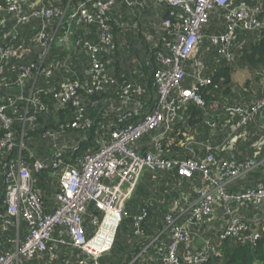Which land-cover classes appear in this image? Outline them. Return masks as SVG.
Returning <instances> with one entry per match:
<instances>
[{
	"label": "trees",
	"instance_id": "obj_1",
	"mask_svg": "<svg viewBox=\"0 0 264 264\" xmlns=\"http://www.w3.org/2000/svg\"><path fill=\"white\" fill-rule=\"evenodd\" d=\"M54 1L61 11H69L82 0ZM240 1L247 2L256 10V17L263 25L261 34L259 30L240 28L236 39L232 41V58L229 60L212 42V37L220 36L227 29L226 11L223 8L213 10L208 23L203 27L202 44L200 43L194 51V55L184 61L186 76L182 86L185 89L200 87L199 93L204 104L189 101L181 106L177 116L168 118L160 127L143 134L131 143L130 146L135 151L154 153L159 145L165 159L187 158L192 156V151L187 145L197 142L192 145V149L196 156L202 159L209 152L204 145L216 146L232 132L241 134L245 131L237 128L241 117L233 109H252L264 97V0H232V4ZM178 13V8L159 3L157 0H145L144 6L135 8L118 3L109 10L107 20L113 36V49L101 41L98 24H84L78 27L76 35L73 31L76 51L70 53L61 49L59 53L57 41L54 39L43 62L40 61L39 55L44 49L35 42L36 34L42 28L41 20H35L33 25L20 27L19 30H14L11 23L5 28H0V44L3 40L16 39L13 56L0 68L2 100L6 101L8 97L19 94V86L12 82L19 78L24 67L35 65L32 67L33 76L25 81V95L28 96L33 89L28 113V102L17 97L16 111L13 107L7 110V114L14 118L17 142L22 141L24 149L16 147L0 160V254L14 251L18 235L25 237L27 234L25 220L20 219L17 224L15 217L7 215L2 163L19 154L32 168L34 162H41L44 167L38 171L32 169V173L44 211L54 212L58 205L56 195L60 189L59 172L52 167L56 152L63 149L64 158L73 163L77 157L88 151H96L99 148L98 141L109 139L112 130L122 128L128 122L138 123L144 114L154 110L159 98L156 73L163 68L160 56L171 55L170 45L176 40L180 23ZM168 19L171 20V26L167 28L165 21ZM59 21L60 17L47 21L50 23L47 28L50 34L57 28ZM62 25L67 32L64 21ZM61 27L57 29L56 39L62 32ZM70 31L72 32V29ZM32 41L36 47L29 46ZM87 43L99 45L98 56L105 63L106 75L111 79L105 89L96 90L93 87V78L88 74L91 57L85 47ZM58 55L59 62H55ZM68 55L70 59L66 58ZM209 55L217 57L212 61ZM239 68L251 70L255 74L254 79L259 80L260 85L251 87V90L259 92L260 96L258 95L256 100H251L252 91L248 86L243 93L237 90L235 79ZM203 79H210L211 83L202 87L200 82ZM75 80L81 84L76 97L85 108V119L92 122L90 129L69 127V123L75 118L76 108L71 104L65 108L60 107L59 100L50 91L51 87L59 88L62 84ZM6 82L12 85L4 86ZM246 84L250 85V81L247 80ZM128 85L131 87L127 88ZM139 88L142 91H138ZM177 95L178 93H174L176 98ZM177 99L175 103L178 102ZM216 102L219 104L217 108ZM138 105L143 106L141 113L135 111ZM261 117L264 120L261 115L251 120L246 129L248 136L241 138L233 149L213 150L217 161L225 159L245 162L254 157L251 146L253 144L254 147V143L264 133ZM1 135L0 122V137ZM259 183H264V163L245 177L227 185L226 190L230 194L238 193L254 188ZM204 185L200 173H195L189 178L180 175L177 169H146L134 195L125 206L127 215L118 227L113 248L100 258L99 263L129 264L135 255L143 251L149 264H156L154 259L161 258L158 250L161 251L162 246H159L165 238L166 218L174 203L179 196L192 193L197 187ZM232 207L236 214L247 221L249 229L241 237L220 239L219 231L230 219L225 204L220 202L216 206L215 216H221L225 224H216L212 229L203 226L197 230L204 241L210 242L211 248L217 249L202 264H264V205L257 207L232 204ZM144 209L147 216L140 223L141 232L138 233L135 217ZM218 209L223 215L216 214ZM89 220L90 216L87 217L86 223ZM254 233L259 234L255 240L250 237ZM154 238H157L155 243L146 248ZM198 241L196 239L188 245H180L179 256L185 264H193V257L206 247V244H198ZM150 253L153 261L148 258ZM84 258L78 249L52 243L33 258H22L20 264H84Z\"/></svg>",
	"mask_w": 264,
	"mask_h": 264
},
{
	"label": "built area",
	"instance_id": "obj_2",
	"mask_svg": "<svg viewBox=\"0 0 264 264\" xmlns=\"http://www.w3.org/2000/svg\"><path fill=\"white\" fill-rule=\"evenodd\" d=\"M159 3H167L178 8L180 19L176 40L170 45L171 55L160 56L163 68L156 73V85L159 98L154 110L144 114L138 123H130L122 128L112 130L109 139L99 140V148L76 158L71 163L64 158V151L56 152L52 167L59 172V192L56 195L58 205L54 212L44 211L37 188L36 179L32 169L38 171L44 165L36 161L33 168L22 160V155L8 159L2 163L5 182V195L7 215L15 217L17 224L20 219L27 222V234L17 239L14 251L0 254V264H20L22 258H33L38 252L44 251L49 244L61 245L78 249L85 258L84 264H100L102 256L107 255L113 248L118 227L127 215L125 206L134 195L146 169L171 170L177 169L179 174L192 177L200 173L204 186L197 187L193 192L194 197L184 194L174 203L171 213L166 218V242H163L162 264H185L179 256V248L182 244H190L197 239L194 234L203 226L214 227L216 225V206L223 202L229 221L219 231V238L241 237L249 229V224L233 210L232 204L264 205V183L242 192L230 194L226 187L245 177L249 172L261 165L258 160L264 151V133L254 143V157L245 162H236L221 159L217 161L213 150H230L235 147L241 138H246L251 120L262 115L264 109V97L252 107L236 108L241 119L237 128L245 129L243 133L232 132L227 140L216 146L204 145L209 152L206 157L199 159L192 149L193 144L187 145L192 151V156L187 158L165 159L162 157V149L158 145L157 151L138 153L130 144L139 139L143 134L160 127L165 120L178 115L181 106L189 101L204 104L200 87L185 89L182 82L186 76L184 61L189 58L204 38L203 27L208 23L210 14L216 8L226 11L227 29L220 36L212 37V42L218 51L227 59L232 58V41L237 37L240 28L257 31L262 28V22L256 17V10L247 2L240 1L232 4V0H157ZM118 3L127 4L129 7L144 6L145 0H82L75 7L61 11L54 0H5L0 2V28H5L9 23L14 30H19L26 25H33L35 20H41L42 28L35 37L36 44L44 49L39 55L43 62L47 52L56 40L57 29L66 23L68 35L73 23L98 24L100 27V39L107 46H113V36L107 22L108 12ZM68 8V7H67ZM60 17L57 28L50 34L47 30V21ZM66 17V19H64ZM171 26V20L165 21V27ZM35 27V26H34ZM16 39L0 44V68L8 61L16 49ZM91 57L88 74L93 78V87L96 90L105 89L111 79L106 75L105 63L99 58V45L87 43L85 45ZM24 67L19 78L12 83L19 86V94L6 101L0 97V122L2 135L0 137V160L9 152L19 147L24 149L22 141L17 142L14 130V118L7 114L9 107L16 111V97L27 101L26 112L32 102L33 89L26 96L25 81L33 76L32 67ZM47 71V70H46ZM49 73V72H47ZM50 74V73H49ZM6 82L4 86L12 85ZM211 83L210 79L200 82L202 87ZM81 84L79 81H69L61 87H51L50 91L59 100V106L73 105L75 118L69 123V127L76 129H90L92 122L85 119V108L76 97ZM128 85L127 88H130ZM138 91H142L139 90ZM174 93H178L177 98ZM172 99V101H171ZM177 99V103L175 100ZM35 104L37 102L35 101ZM232 108H229L231 110ZM136 113L143 111V106L138 105ZM235 129V131L237 130ZM94 201L95 205L89 206ZM93 208V209H91ZM90 216L89 224L87 217ZM147 216L144 209L135 217L138 233L139 225ZM210 229V228H209ZM18 230V227H17ZM258 233L252 234L255 240ZM157 238L150 241L149 246L155 243ZM206 247L197 253L193 264H202L203 261L217 249L210 247L208 240L199 237ZM145 248V250H146ZM210 251V252H209ZM153 261V260H152ZM129 264H148L145 261L143 251L133 257Z\"/></svg>",
	"mask_w": 264,
	"mask_h": 264
},
{
	"label": "crops",
	"instance_id": "obj_3",
	"mask_svg": "<svg viewBox=\"0 0 264 264\" xmlns=\"http://www.w3.org/2000/svg\"><path fill=\"white\" fill-rule=\"evenodd\" d=\"M79 26H80L79 24L73 23L72 26H71V28H70V29H72V32L69 29L70 33H68V35H67L66 34V30H64L65 27L62 25V27H61L62 32H60L58 34L57 39H56L57 44H58L57 50H58L59 53H60V50L61 49L64 50V51H69L70 53L76 51V48H77L76 38L75 37L72 38V36H73V31H74V34L76 35ZM57 58L58 59L55 62H59V58H60L59 55H58ZM66 58L70 59V55H68ZM261 116H263V115H261ZM261 120L264 122V120L262 119V117H261ZM227 138L225 140H227ZM225 140L223 142H220V144L224 143ZM251 148L253 149V153H254L255 152V148L253 147V144H252ZM261 156L262 157H259V158H261L260 159L261 162L264 163V151H263V153H262ZM244 158H246V157H243V159ZM214 220L216 221V223H220V226H223L225 224V222L223 223L224 220H222L221 216H220V218L218 216H215ZM194 234L197 235V239L200 237L199 236V231H197V230L194 231ZM166 240H167V238H166V235H165L164 241L161 242V245L159 247L163 246L162 243L163 242H166ZM158 251H159V253L161 255V258L160 259H158V258L154 259L155 260L154 262L156 264H162V257H163L164 254H163L162 249H161L162 252L160 251V249ZM148 258H151V260H152V254H151V256H148ZM145 261L149 264V261H148V259L146 257H145Z\"/></svg>",
	"mask_w": 264,
	"mask_h": 264
},
{
	"label": "rangeland",
	"instance_id": "obj_4",
	"mask_svg": "<svg viewBox=\"0 0 264 264\" xmlns=\"http://www.w3.org/2000/svg\"><path fill=\"white\" fill-rule=\"evenodd\" d=\"M261 30V29H260ZM259 30V33L261 32ZM261 34V33H260ZM202 44V43H201ZM201 44H199V45H201ZM29 46H31V48L32 47H36L37 45L35 44V42L34 41H32L30 44H29ZM195 54V53H194ZM193 54V55H194ZM210 56V60H212V61H214L215 59H216V57L217 56H215V55H213V56H211V55H209ZM255 78V74L251 71V70H249V69H244V68H239L238 69V72H237V75H236V79H235V84L236 85H238V88H237V90L240 92V93H243L244 91H245V89H246V86H248L249 87V89L251 90V87H252V85L253 86H258V85H260V82H259V80L258 79H254ZM250 81V85L249 84H246V81ZM263 80H264V78H263ZM262 87L264 88V82L262 83ZM252 91V93L250 94V96H252L251 98V100L253 101V100H256L257 98H258V95H259V92L258 91H254V90H251ZM260 96V95H259ZM219 106V104H218V102H216L215 103V108H217ZM190 196H192V197H194L195 196V194L192 192V193H188ZM180 198V196L178 197V199ZM220 213L223 215V212L220 210V209H218L217 211H216V214L217 215H220ZM216 224H220V223H216ZM216 226V225H215ZM209 228L210 229H212L213 227L212 226H209ZM23 237V236H22Z\"/></svg>",
	"mask_w": 264,
	"mask_h": 264
},
{
	"label": "water",
	"instance_id": "obj_5",
	"mask_svg": "<svg viewBox=\"0 0 264 264\" xmlns=\"http://www.w3.org/2000/svg\"><path fill=\"white\" fill-rule=\"evenodd\" d=\"M262 115L264 116V109L262 111ZM93 205H95V202L94 201H91L90 204H89V206L92 207ZM198 244H202V242H199L198 241Z\"/></svg>",
	"mask_w": 264,
	"mask_h": 264
},
{
	"label": "clouds",
	"instance_id": "obj_6",
	"mask_svg": "<svg viewBox=\"0 0 264 264\" xmlns=\"http://www.w3.org/2000/svg\"><path fill=\"white\" fill-rule=\"evenodd\" d=\"M198 240H199V238H198ZM199 242H200V240H199Z\"/></svg>",
	"mask_w": 264,
	"mask_h": 264
}]
</instances>
